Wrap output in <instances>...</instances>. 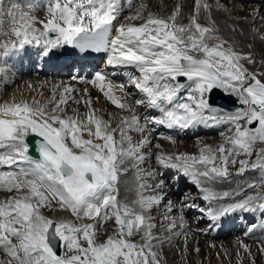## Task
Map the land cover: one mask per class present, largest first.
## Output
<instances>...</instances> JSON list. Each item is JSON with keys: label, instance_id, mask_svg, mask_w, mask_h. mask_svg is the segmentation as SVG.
I'll return each mask as SVG.
<instances>
[{"label": "snow or ice", "instance_id": "1", "mask_svg": "<svg viewBox=\"0 0 264 264\" xmlns=\"http://www.w3.org/2000/svg\"><path fill=\"white\" fill-rule=\"evenodd\" d=\"M25 3L29 11L0 0V18L7 15L13 24L11 33L4 35L16 37L0 44V83L9 78L17 55L20 60L27 56L46 62L58 49L71 48L82 59L103 53L109 66L138 70L139 76L129 78V84L142 94L135 106L143 105L159 115H146L142 124L136 107L127 102L130 92L125 85L111 83L104 95L117 108L132 113L115 128L96 117L95 110L83 116L77 110L68 116L65 109L76 91L68 87L62 93L55 89L46 104L15 98L0 104V190L12 193L0 202V251L5 254L0 264H165V245L183 238L187 250L185 208L199 214V223L206 222L208 232L230 214L264 217V147L256 148L258 143L264 145V72L245 66L258 63L251 50L238 51L222 37L212 19L213 5L195 0L188 23L182 24L178 22L180 5L168 17L144 15L145 5H140L122 22L121 0H50V18L45 23L31 14L36 7L33 0ZM125 3L129 10L134 6V0ZM201 9L207 25L199 22ZM215 10L231 18L235 8L216 0ZM239 10H244L243 5ZM249 15L259 16V9ZM234 19L247 21L248 17ZM137 20L142 22L137 25ZM37 22L43 30L35 27ZM229 28L243 34L234 24ZM252 31L264 42V34ZM28 45H36V51H29ZM259 63L264 67V57ZM105 80L98 72L91 83L99 82L103 91ZM114 88L124 94L122 98L111 94ZM214 89L235 97L239 107L227 114L214 111L209 103ZM185 90V102H179L178 94ZM83 102L90 107V98ZM220 124L228 125L230 135L215 148L206 145L199 155L152 152L153 146L161 147L151 139L156 126L187 131ZM132 131L141 134L135 143L129 135ZM29 134L42 138L36 140L39 158L29 154ZM153 157L155 168L149 163ZM236 165L237 171L230 172ZM130 168L135 171L139 194L132 202L118 199L121 176ZM159 169H174L186 177L202 203L166 199L165 171ZM246 171L258 172L259 177L242 181L245 188L238 183L235 188L216 190V185L231 184ZM248 189H254V194ZM147 190L155 194L145 197ZM44 209L70 211L75 220L50 218ZM153 211L161 215L153 216ZM107 221L114 224L111 234L97 242V232ZM257 228L264 229V223H249L246 234ZM59 247L65 249L63 257L56 251ZM243 247L251 256V249ZM194 250L199 252L198 247ZM260 251L264 253V245Z\"/></svg>", "mask_w": 264, "mask_h": 264}, {"label": "bare ground", "instance_id": "2", "mask_svg": "<svg viewBox=\"0 0 264 264\" xmlns=\"http://www.w3.org/2000/svg\"><path fill=\"white\" fill-rule=\"evenodd\" d=\"M15 2L20 4L21 10L29 11L26 7L25 0H5V5ZM208 4L213 5L212 19H214L219 26L220 34L224 39H229L233 46L242 52H248L251 50L255 59L258 61L256 65H245L249 68L250 71H261L264 72V67L261 66L259 61L264 57V42L258 38V34L254 33L252 30L257 29L259 34H264V20L260 19L261 16H264V0H220L221 3L227 5L229 8H235L231 13V18L225 12H220L215 10L216 0H202ZM33 3L36 4L31 10V14L36 17L37 21L47 22L50 18L47 12V7L50 3V0H33ZM121 4L124 7V10L121 12L120 20L123 22L124 17L133 15L136 12V9L140 5H145L144 15L152 13L154 15L168 17L176 9L177 5L181 6V14L179 18V23L187 24L188 17L193 13L195 0H134V6L129 10L125 0H121ZM243 5L244 10L240 11V6ZM259 9V16L253 18L249 13L252 12V9ZM239 17H248L247 21L243 19H234ZM3 24L0 25V44L10 42L11 40L16 39L14 35H4V33H11L13 24L11 19L5 15L2 18ZM142 21H135V24H140ZM199 22L203 25H207L208 21L206 19V14L203 9H201L199 15ZM236 25L238 29H243V34L239 32H233L229 25ZM35 27L39 30H43V25L39 22L35 24ZM209 43H212L211 41ZM248 45H251L249 49ZM29 51H36V45L26 46ZM67 49H58L56 53L59 55L65 53ZM34 58V57H33ZM17 60L16 65L14 66L11 73H9V78H6L4 83H0V104L5 102H12L13 98L18 102L20 100L27 101L32 103L33 100L39 101L41 104H46L48 100L52 97V93L55 89L59 88L60 92H63L65 87L76 89L75 92L71 93L69 97V103L66 106V114L68 116H73L78 110L80 116H83L85 113L95 110L94 115L96 117L102 118L110 122L111 127L115 128L121 123L122 117H130L132 113L127 110H121L111 103V101L101 93L102 90L98 89V85H82L78 82L71 83L68 82L64 77H54L49 79L47 76H38L35 75H22L18 71L23 66L29 65L30 58L25 56L20 60L19 55L13 57ZM51 59H54L55 66H62L63 63L57 60L56 55H53ZM103 61H106V58H102ZM106 63V62H104ZM101 66V64H98ZM118 70L127 71L132 76H139L138 70L133 66H118ZM123 85H125L126 92H130V95L127 96V102L136 107V115L140 117V122L143 124L144 117L146 115H159V113H153L145 109L143 105L135 106V100L141 99L142 94L132 87L129 84V80L119 79ZM106 85L111 83L114 86H118L112 80L107 81ZM187 83L186 81H183ZM84 89H87V95L84 94ZM186 91H182L178 94L177 100L179 102H185ZM112 95L117 98H122L123 93H121L118 88H114ZM75 97V100H81L80 104L75 103L72 99ZM91 99L90 107L87 106L83 101ZM51 108V105H48ZM213 110L216 112L229 113L223 108L218 106H212ZM224 130H228L227 124H220L218 126H199L195 129H190L187 131H181L178 128L176 129H167L164 126H156V130L152 133L151 139L153 145L159 144L161 147L156 148L153 146V153H165V154H189V155H199L200 150L207 146L217 147L224 143L225 133L222 135ZM225 132V131H224ZM132 136L133 142H137L141 139V134L135 131L129 133ZM230 135V134H229ZM190 137V138H189ZM85 139L88 138L87 133H84ZM119 135L116 136V139L119 140ZM264 147L262 144H257L256 148ZM242 158V157H240ZM255 159V155L252 157ZM153 168L156 167V162L153 159L149 162ZM148 167V165H144ZM163 170V169H159ZM163 179L166 181V187L164 192L167 193L166 199H171L174 203H179L183 198L185 201L196 200L197 203H202L199 200V193L196 190L195 186L190 183V181L184 177L182 174H177L174 169H167ZM229 171L235 173L237 170H234V167H230ZM246 176L242 178L235 177L231 184L224 183L216 185V190H228L229 188L239 186L245 188L246 185L242 183L244 180H255L259 177V173L255 172H245ZM172 178L170 185L167 183L169 178ZM176 179V182L174 180ZM180 183L181 188L185 187L187 191V196H181L172 189L176 183ZM147 183H153V181L148 180ZM138 182L136 180L135 171L130 168V170L121 176V182L119 185V200H127L128 202L135 201L139 198L137 191ZM249 193L254 194V189H248ZM155 193L150 190L144 191L143 195L145 197L154 195ZM12 193L7 191L0 190V202L5 201ZM44 214L50 218H64L67 220H75L71 216L70 211H62L57 209L55 212L48 209H44ZM163 209H161V212ZM196 211L192 208L184 209V216L187 220L186 231L188 232L187 239V250L184 251L185 240L183 238L173 241L172 246L165 245L163 250V256L165 258V264H264V253L260 251L261 245H264V229L257 228L256 231L252 232L250 235L246 234L249 223L255 220V223L262 224L264 223V217L257 215L255 218L247 216L245 214L236 213L234 215H228L225 220L222 222L221 226L214 228L211 232L207 231V223L199 225L200 216L196 215ZM153 216L159 217L160 212L153 211ZM237 217L242 222V225L237 227L234 223L237 222ZM238 220V221H239ZM76 223H81V221H75ZM91 221L84 220L83 223H90ZM198 224V225H197ZM245 224V225H244ZM114 227L112 221H107L104 223L103 227L99 228L101 235L97 236V242H104L107 240L108 235L111 234V230ZM203 231V234H200ZM137 241L139 237L135 238ZM244 245H247L251 249V256L248 252L244 250ZM199 248V252H196L194 249ZM239 253V255H237ZM5 254L0 251V259H4Z\"/></svg>", "mask_w": 264, "mask_h": 264}, {"label": "water", "instance_id": "3", "mask_svg": "<svg viewBox=\"0 0 264 264\" xmlns=\"http://www.w3.org/2000/svg\"><path fill=\"white\" fill-rule=\"evenodd\" d=\"M209 102L218 104L220 106L223 105L230 110H234L239 107L235 97L230 96L228 94H224L220 89H214L212 93L209 94ZM26 140L29 143V153L38 157V153L35 151L36 147L33 143L32 137H28ZM57 251H59V248H57Z\"/></svg>", "mask_w": 264, "mask_h": 264}, {"label": "rangeland", "instance_id": "4", "mask_svg": "<svg viewBox=\"0 0 264 264\" xmlns=\"http://www.w3.org/2000/svg\"><path fill=\"white\" fill-rule=\"evenodd\" d=\"M224 131H225V132H224ZM224 131H223L222 133H225V134L228 133L227 135L230 134V133L228 132V130H224ZM226 132H227V133H226ZM189 138H190V137H189ZM242 158H244V157H242ZM238 168H239V165H236V166L234 167V170H235V169L237 170ZM253 173H255V172H252V174H253ZM244 176H246V174H244ZM244 176H243V177H244ZM237 178H242V176L237 177ZM170 179H171V177H170V178L168 179V181H167V183L169 182V183H168L169 185H170V183H171V182H170ZM172 189H174V188H172ZM181 189H182V190H185L186 188H185V187H182ZM174 190H175V189H174ZM180 193H182V191H180ZM178 194H179V193H178ZM188 203H191V202H188ZM197 225H198V224H197ZM97 234H98L99 236L101 235V233H100L99 231L97 232ZM98 235H97V236H98ZM72 254H73V253H67V255H72ZM64 255H65V249L62 247V253L60 254V256L63 257Z\"/></svg>", "mask_w": 264, "mask_h": 264}]
</instances>
